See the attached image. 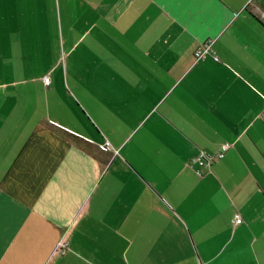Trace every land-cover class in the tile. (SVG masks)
Returning <instances> with one entry per match:
<instances>
[{
	"label": "crops",
	"instance_id": "crops-1",
	"mask_svg": "<svg viewBox=\"0 0 264 264\" xmlns=\"http://www.w3.org/2000/svg\"><path fill=\"white\" fill-rule=\"evenodd\" d=\"M0 264H264V0H0Z\"/></svg>",
	"mask_w": 264,
	"mask_h": 264
},
{
	"label": "built area",
	"instance_id": "built-area-1",
	"mask_svg": "<svg viewBox=\"0 0 264 264\" xmlns=\"http://www.w3.org/2000/svg\"><path fill=\"white\" fill-rule=\"evenodd\" d=\"M212 53L210 50V44H204L202 46H199L194 52H193V59L194 62H198V61H202L204 59H206L207 57H211ZM214 61H217V58L212 56ZM43 82L45 83V85L49 84V80L47 77L43 78ZM229 145L228 144H222L219 146L217 152L213 155L207 154L205 152H199L194 158H192V160L190 161L189 167H192L193 165L196 166V168L194 169L195 174L198 177H202L203 175V170H209L212 166V164L215 161L221 160L224 158L225 153L228 151L229 149ZM241 222L239 216H235V223L239 224ZM67 248V244L63 241H61L58 245V249L60 253H63Z\"/></svg>",
	"mask_w": 264,
	"mask_h": 264
},
{
	"label": "trees",
	"instance_id": "trees-1",
	"mask_svg": "<svg viewBox=\"0 0 264 264\" xmlns=\"http://www.w3.org/2000/svg\"><path fill=\"white\" fill-rule=\"evenodd\" d=\"M52 130L56 131V130H58V129H57V128H55V129L52 128ZM57 133H58L61 137H63L64 139H67V140L73 142V144L77 145L78 147H81V146L83 145V143H84V140H81V139H79V138H76V137H74L73 135L68 134V133L65 132V131L58 130Z\"/></svg>",
	"mask_w": 264,
	"mask_h": 264
},
{
	"label": "rangeland",
	"instance_id": "rangeland-1",
	"mask_svg": "<svg viewBox=\"0 0 264 264\" xmlns=\"http://www.w3.org/2000/svg\"><path fill=\"white\" fill-rule=\"evenodd\" d=\"M190 168H196V166H192V167H190ZM193 172H194V169H193ZM194 174H195V172H194ZM196 175V174H195ZM205 175V173L203 172V175H202V177ZM237 216V215H236ZM239 216V215H238ZM234 221H235V219H234ZM228 255H229V252H224L223 253V255H222V257L221 258H228ZM240 256H238L237 258H239Z\"/></svg>",
	"mask_w": 264,
	"mask_h": 264
}]
</instances>
